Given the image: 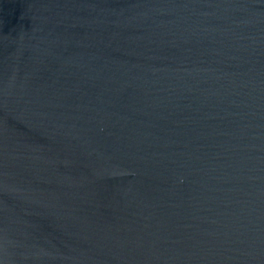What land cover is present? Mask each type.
Instances as JSON below:
<instances>
[{
  "label": "water",
  "instance_id": "water-1",
  "mask_svg": "<svg viewBox=\"0 0 264 264\" xmlns=\"http://www.w3.org/2000/svg\"><path fill=\"white\" fill-rule=\"evenodd\" d=\"M0 264H264V0H0Z\"/></svg>",
  "mask_w": 264,
  "mask_h": 264
}]
</instances>
